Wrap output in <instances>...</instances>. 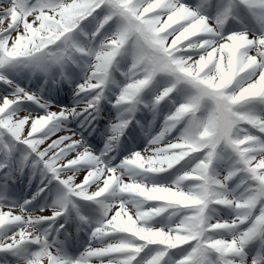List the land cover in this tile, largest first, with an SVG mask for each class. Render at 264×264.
<instances>
[{"label": "snow or ice", "instance_id": "1", "mask_svg": "<svg viewBox=\"0 0 264 264\" xmlns=\"http://www.w3.org/2000/svg\"><path fill=\"white\" fill-rule=\"evenodd\" d=\"M0 264H264V0H0Z\"/></svg>", "mask_w": 264, "mask_h": 264}]
</instances>
